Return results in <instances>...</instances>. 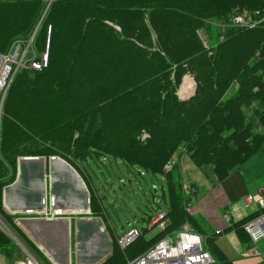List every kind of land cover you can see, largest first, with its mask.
Segmentation results:
<instances>
[{
  "label": "trees",
  "instance_id": "trees-1",
  "mask_svg": "<svg viewBox=\"0 0 264 264\" xmlns=\"http://www.w3.org/2000/svg\"><path fill=\"white\" fill-rule=\"evenodd\" d=\"M44 6V0H0V52L29 37ZM235 7L264 16V0H52L34 41L42 51L49 24L47 65L17 72L2 104L0 192L14 179L18 156H59L84 169L82 161L94 153L127 171L139 165L163 175L170 206L159 198L150 209L165 208V229L150 241L139 231L123 249L112 240L99 264H125L190 223L180 176L173 174L180 154L197 168L208 166L219 183L264 147V19L252 28L228 26L211 44L198 33L208 19L226 18ZM185 73L195 89L179 99ZM142 131L148 134L143 142ZM89 207L100 214L90 192ZM0 215L50 264L1 201ZM15 246L0 230V255L10 258ZM211 255L213 264H231L216 251Z\"/></svg>",
  "mask_w": 264,
  "mask_h": 264
},
{
  "label": "rangeland",
  "instance_id": "rangeland-1",
  "mask_svg": "<svg viewBox=\"0 0 264 264\" xmlns=\"http://www.w3.org/2000/svg\"><path fill=\"white\" fill-rule=\"evenodd\" d=\"M44 1L45 6L41 12V17L34 25L32 32L37 30L40 20L52 0ZM227 14L226 18L208 19L205 28L198 30L200 38L205 43H214L215 36H217V39L222 38L228 26L240 27L234 24V15H242L245 22H256L258 25L264 19V16L257 9L248 10L247 8L235 7L231 8ZM46 26L48 29L49 24ZM35 36L34 41L36 42ZM34 43L33 47L37 54H39L41 51L40 46L38 43ZM184 80L193 83L192 89L190 92H182V95H180L181 85ZM178 86L176 94L178 95L179 92V95L185 99L194 93L195 82L189 73L183 75L181 83ZM147 137L148 134L145 131H142L137 136L141 142ZM28 157L18 156L16 158L14 179L4 183L0 192V201L3 209L7 213L19 215L14 221L28 240L37 247L38 245L42 246L44 244V248L49 251L47 255H50L53 261L55 258L57 264H99L108 256L109 253L105 249L111 248L112 240L115 239V236L122 235L129 227H136L140 231L141 238L144 241H150L160 234V230L156 226L147 228V219L152 212L150 206H153L154 202L159 198L164 200L165 203L167 201L168 207L170 206L169 187L163 175L147 172L145 168L139 165L127 171L126 167L121 162H117L113 157H104L103 155L98 157L92 153L82 161V166L86 173L85 183H83L79 176L73 170L69 169V166L59 156H51L48 158L36 157L33 160H25ZM140 168L145 171L143 174H140L141 171L138 170ZM173 174L180 176L181 190L183 185L193 184L194 186L198 185L199 191L202 192L205 186L213 187L217 184L215 177L211 176L208 166L197 168L191 163L188 155L184 153L180 154ZM89 192L96 197L100 214H97V211L91 212L88 209ZM57 194L61 195L64 200V205L68 211L65 215L67 218L73 217L75 221H82L83 219L85 221H92L100 215L107 227V235L111 237V240L105 241L102 236H99L94 243L86 244V240H81L82 242L79 243L73 235L74 231H72L70 225H65L64 223L57 225L45 220L44 217L49 216L52 208L46 210L44 200L50 199L51 196ZM6 203L10 207H13V210L16 212L8 211L4 206ZM37 204L38 214H30L26 211V208L32 205L37 206ZM45 211L47 214H45ZM33 215H37L39 218H35V220L30 219ZM190 215L192 219L189 224L196 223L200 227L201 219L194 214ZM168 223L169 221H167ZM0 228H2L0 230L10 239L12 238L3 229L11 232L38 264H45V260L43 258L40 259L25 245L24 241L12 227L6 224L1 215ZM176 230L167 231V233L172 234ZM202 236L209 238L205 244L211 253L215 252L218 249L216 239L210 238V235ZM13 242L16 244L14 240ZM53 249L56 252L55 254L51 253ZM42 250L40 251L42 252ZM28 258L29 256L26 255L24 250L16 244L10 258H5L0 255V264H18L20 261L27 264L29 261ZM49 258L47 259L49 260ZM49 263L53 264L51 261Z\"/></svg>",
  "mask_w": 264,
  "mask_h": 264
},
{
  "label": "crops",
  "instance_id": "crops-1",
  "mask_svg": "<svg viewBox=\"0 0 264 264\" xmlns=\"http://www.w3.org/2000/svg\"><path fill=\"white\" fill-rule=\"evenodd\" d=\"M33 159H36V157L25 160ZM63 161L69 166V169L73 170L76 175L79 176L80 180L85 183L86 173L84 169L80 167L75 169L68 162L65 160ZM195 187L196 194L192 199L189 212L201 219V225L199 227L196 223H192L190 224L191 229L200 235H210L211 238H215L218 243V249L215 251L227 259L231 264H259L264 261V237L256 243V247L259 250L260 255L248 257L242 256V252L251 245L246 232L242 228V224L259 213L264 214V202L261 205L257 202L255 205H251L247 209L243 207L245 195L252 194L256 199H260L264 193V147L253 153L240 165L238 169L232 171L215 186H205L202 192L199 191L198 185ZM48 199L44 200V203L46 201L45 209H59L62 216L52 215V211H50L49 216L44 217L45 220L57 225L62 223L70 225L72 231H74L73 235L79 243L82 242L81 240H86V244L94 243L99 236H102L105 241L111 240V237L107 235V227L100 215L95 217L92 221H85V219L82 221H75L73 217L67 218L65 216L68 211L66 210L67 208L64 205V200L61 195L57 194L55 196H51L49 201ZM50 202L54 204L51 206ZM4 206L8 211L16 212L8 203ZM26 209V211L38 213V204L37 206L32 205ZM88 209L90 210L89 205ZM45 213L47 214L46 211ZM33 216H31L30 219L35 220V218H39L37 215ZM226 216L230 217L229 223L226 221ZM121 227L123 228V226ZM216 231L219 232L216 233ZM206 241L207 240L205 239V243ZM43 245L44 244H42V246L38 245L39 249H44L42 250L44 255L47 258H52L50 255H47L49 251H47ZM205 246L207 245L205 244ZM105 251L110 253L111 248H106ZM51 253L55 254L56 252L53 249V252ZM50 258L49 260L53 264H57L55 258L54 261L53 258ZM69 259L71 260L70 256Z\"/></svg>",
  "mask_w": 264,
  "mask_h": 264
},
{
  "label": "built area",
  "instance_id": "built-area-1",
  "mask_svg": "<svg viewBox=\"0 0 264 264\" xmlns=\"http://www.w3.org/2000/svg\"><path fill=\"white\" fill-rule=\"evenodd\" d=\"M242 15H234L233 22L237 26L254 27L256 22H245ZM33 31L27 39L17 38L13 40L6 51L0 52V117L2 114V104L7 89L13 81L17 72L22 69L40 70L46 67L48 62V43L50 26L46 31V40L44 49L37 54L33 47L34 36ZM179 95V92H178ZM180 99H184L179 95ZM176 158L167 161L163 165V171L168 172L172 169ZM182 193L186 198L185 207L189 211L192 199L196 194V187L192 185H183ZM263 204L264 193L260 199H256L252 194L244 197L243 207L248 208L255 203ZM46 204V201L44 205ZM52 202L50 205L52 206ZM35 214L37 212L27 211ZM164 209H158L151 213L147 222V228L156 226L159 230H164L167 225L166 214ZM38 214V213H37ZM46 214V213H45ZM62 213L59 209H52V215L60 216ZM226 221L230 222V217L226 216ZM242 228L246 232L251 245L242 252V256H258L259 250L256 243L264 237V214L259 213L255 217L249 219ZM219 231H216L218 233ZM173 234V235H172ZM172 234H166L164 237L155 242L149 249L138 255L137 257L127 260L125 264H213L214 258L205 246V239L202 235L193 231L188 222H184ZM139 235L136 227H129L122 235L115 236L117 245L123 249ZM27 264H38L34 259L28 258ZM32 260V261H31ZM31 261V262H30ZM34 261V262H33ZM30 262V263H29ZM18 264H25L20 261ZM259 264H264V261Z\"/></svg>",
  "mask_w": 264,
  "mask_h": 264
},
{
  "label": "bare ground",
  "instance_id": "bare-ground-1",
  "mask_svg": "<svg viewBox=\"0 0 264 264\" xmlns=\"http://www.w3.org/2000/svg\"><path fill=\"white\" fill-rule=\"evenodd\" d=\"M188 79V78H187ZM192 82L191 81H187V80H184V82H182V85H181V90H180V95H182V92H185V93H188L191 91V87H192ZM81 183V182H80ZM32 261V260H31ZM34 262V261H33Z\"/></svg>",
  "mask_w": 264,
  "mask_h": 264
},
{
  "label": "water",
  "instance_id": "water-1",
  "mask_svg": "<svg viewBox=\"0 0 264 264\" xmlns=\"http://www.w3.org/2000/svg\"><path fill=\"white\" fill-rule=\"evenodd\" d=\"M25 159H29V157L28 158H25ZM0 229H2V228H0ZM3 231L6 232L16 242V244L18 246H20L24 250V252L26 253V255L29 256V258L33 259V257L31 256V254L27 251V249H25L22 246V244L19 242V240L11 232L5 231L4 229H3Z\"/></svg>",
  "mask_w": 264,
  "mask_h": 264
}]
</instances>
